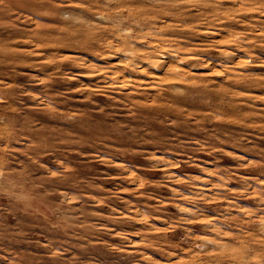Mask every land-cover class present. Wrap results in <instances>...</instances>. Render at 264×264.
<instances>
[{"label": "rangeland", "instance_id": "rangeland-1", "mask_svg": "<svg viewBox=\"0 0 264 264\" xmlns=\"http://www.w3.org/2000/svg\"><path fill=\"white\" fill-rule=\"evenodd\" d=\"M0 264H264V0H0Z\"/></svg>", "mask_w": 264, "mask_h": 264}, {"label": "bare ground", "instance_id": "bare-ground-1", "mask_svg": "<svg viewBox=\"0 0 264 264\" xmlns=\"http://www.w3.org/2000/svg\"><path fill=\"white\" fill-rule=\"evenodd\" d=\"M161 62H162V61H161ZM163 62H164V61H163ZM146 68H147V67H146ZM174 68H175V67H174ZM177 71H178V70H177ZM160 74H161V73H160ZM156 76H157V75H156ZM156 76H155L154 78H157Z\"/></svg>", "mask_w": 264, "mask_h": 264}]
</instances>
